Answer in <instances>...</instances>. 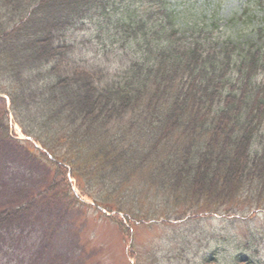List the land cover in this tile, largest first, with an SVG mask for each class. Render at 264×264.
Masks as SVG:
<instances>
[{"label":"trees","instance_id":"trees-1","mask_svg":"<svg viewBox=\"0 0 264 264\" xmlns=\"http://www.w3.org/2000/svg\"><path fill=\"white\" fill-rule=\"evenodd\" d=\"M221 1L0 0V88L22 133L66 140L113 188L133 171L143 182L154 164L163 185L213 188L215 202L260 194L264 1L241 0L220 24ZM108 13L120 50L137 55L83 70L70 32Z\"/></svg>","mask_w":264,"mask_h":264},{"label":"rangeland","instance_id":"rangeland-1","mask_svg":"<svg viewBox=\"0 0 264 264\" xmlns=\"http://www.w3.org/2000/svg\"><path fill=\"white\" fill-rule=\"evenodd\" d=\"M240 1H221L220 24ZM118 17L73 27L79 68L112 71L136 57L137 47L120 50ZM11 114L0 88V264H264V190L215 202L213 188L163 185L154 164L143 182L133 171L113 188L66 140L25 138Z\"/></svg>","mask_w":264,"mask_h":264}]
</instances>
